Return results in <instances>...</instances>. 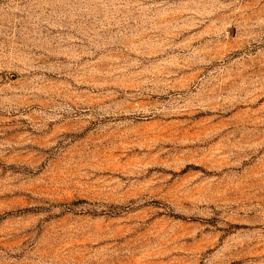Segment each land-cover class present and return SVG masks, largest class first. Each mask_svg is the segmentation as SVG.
I'll return each instance as SVG.
<instances>
[{"label":"rangeland","instance_id":"obj_1","mask_svg":"<svg viewBox=\"0 0 264 264\" xmlns=\"http://www.w3.org/2000/svg\"><path fill=\"white\" fill-rule=\"evenodd\" d=\"M0 264H264V0H0Z\"/></svg>","mask_w":264,"mask_h":264}]
</instances>
